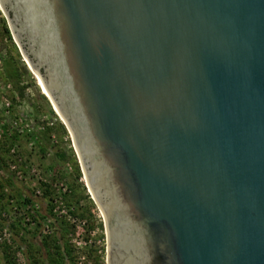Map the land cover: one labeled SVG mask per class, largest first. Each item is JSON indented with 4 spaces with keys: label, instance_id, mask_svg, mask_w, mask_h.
Wrapping results in <instances>:
<instances>
[{
    "label": "water",
    "instance_id": "95a60500",
    "mask_svg": "<svg viewBox=\"0 0 264 264\" xmlns=\"http://www.w3.org/2000/svg\"><path fill=\"white\" fill-rule=\"evenodd\" d=\"M0 6L68 123L108 264H264V0Z\"/></svg>",
    "mask_w": 264,
    "mask_h": 264
},
{
    "label": "rangeland",
    "instance_id": "374dc122",
    "mask_svg": "<svg viewBox=\"0 0 264 264\" xmlns=\"http://www.w3.org/2000/svg\"><path fill=\"white\" fill-rule=\"evenodd\" d=\"M4 26L0 10V264H106L102 214L71 136Z\"/></svg>",
    "mask_w": 264,
    "mask_h": 264
},
{
    "label": "bare ground",
    "instance_id": "6f19581e",
    "mask_svg": "<svg viewBox=\"0 0 264 264\" xmlns=\"http://www.w3.org/2000/svg\"><path fill=\"white\" fill-rule=\"evenodd\" d=\"M0 9H1V6H0ZM2 10V9H1ZM3 16L6 17L3 13ZM5 20L8 22L7 18H5ZM22 61L27 63L28 68H30V72L35 76L34 80H35V84L36 86L39 88V91L47 98L48 102L51 104L55 114L57 115L58 119L61 121L62 125L66 128L67 132H69L70 134V129L68 127V123L66 122V120L62 117V115L60 114L59 110L57 109V107L55 106V104L53 103V101L51 100V98L48 96V94L43 90V88L41 87L40 83H39V80L34 72V70L32 69V67L30 66V64L28 63L26 57H24V55L22 56ZM24 63V64H25Z\"/></svg>",
    "mask_w": 264,
    "mask_h": 264
},
{
    "label": "flooded vegetation",
    "instance_id": "af4514ba",
    "mask_svg": "<svg viewBox=\"0 0 264 264\" xmlns=\"http://www.w3.org/2000/svg\"><path fill=\"white\" fill-rule=\"evenodd\" d=\"M1 10V9H0ZM1 13H2V15H3V12H2V10H1ZM4 17V16H3ZM6 17H4V19H5ZM93 200V199H92ZM94 201V200H93ZM95 203V202H94ZM95 205H96V203H95ZM97 206V205H96ZM97 208H98V206H97ZM99 209V208H98ZM100 211V210H99ZM102 214V213H101ZM102 219H103V221H102V223H103V227H104V236H105V245H106V247H105V255H106V259H105V263L106 264H108V236H107V231H106V228H105V221H104V217H103V215H102Z\"/></svg>",
    "mask_w": 264,
    "mask_h": 264
},
{
    "label": "trees",
    "instance_id": "16d2710c",
    "mask_svg": "<svg viewBox=\"0 0 264 264\" xmlns=\"http://www.w3.org/2000/svg\"><path fill=\"white\" fill-rule=\"evenodd\" d=\"M4 37L8 39V41H11V36L10 33L7 29V27L4 26ZM23 91V88H20V93ZM43 96V95H42ZM44 97V96H43ZM60 130L62 131V133H65V129L62 125L59 126ZM62 158H64V155H61ZM79 172L78 167H76V173ZM60 254V253H59Z\"/></svg>",
    "mask_w": 264,
    "mask_h": 264
},
{
    "label": "built area",
    "instance_id": "2783aa9c",
    "mask_svg": "<svg viewBox=\"0 0 264 264\" xmlns=\"http://www.w3.org/2000/svg\"><path fill=\"white\" fill-rule=\"evenodd\" d=\"M1 62V61H0ZM4 102H5V106H6V108H8L9 107V103L4 99ZM21 122V119H19V123ZM17 124V122L16 121H14V125H16ZM15 166L14 165H12V168H14Z\"/></svg>",
    "mask_w": 264,
    "mask_h": 264
}]
</instances>
